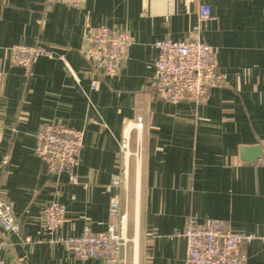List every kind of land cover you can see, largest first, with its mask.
I'll list each match as a JSON object with an SVG mask.
<instances>
[{"label":"crops","instance_id":"crops-1","mask_svg":"<svg viewBox=\"0 0 264 264\" xmlns=\"http://www.w3.org/2000/svg\"><path fill=\"white\" fill-rule=\"evenodd\" d=\"M202 5L211 18L199 25ZM101 25L132 43L118 75L101 76L93 91L81 51L86 28ZM196 32L226 82L198 105L163 101L153 86V43L189 41ZM18 44L54 57L39 58L27 72L9 61L8 49ZM0 76V198L19 227L16 234L0 229L5 263L104 264L24 239L42 236L40 214L51 202L66 210L57 236H79L85 225L106 231L115 193L107 187L122 168L119 142L127 134L140 158L127 159L129 177L119 191L124 264H186L179 234L189 221L255 235L243 247L246 264H264V0H85L78 8L0 0ZM45 125L83 131L76 185L36 156L35 134ZM254 146L258 159L242 160L241 149Z\"/></svg>","mask_w":264,"mask_h":264},{"label":"built area","instance_id":"built-area-1","mask_svg":"<svg viewBox=\"0 0 264 264\" xmlns=\"http://www.w3.org/2000/svg\"><path fill=\"white\" fill-rule=\"evenodd\" d=\"M69 7L78 8L85 0H58ZM211 18V9L202 5L198 13L199 25ZM85 48L81 51L90 66V88H99L101 76L116 77L122 62L128 56L132 43L130 37L101 25L87 27L84 34ZM156 51L154 61L153 86L163 101L178 104L190 101L201 104L210 89L223 86L224 74L218 71L214 50L204 43L200 33L196 32L189 41L162 39L153 43ZM11 64L29 72L34 63L41 57L52 59L54 53L41 46L12 45L9 49ZM61 60L63 58L61 57ZM2 78L0 76V93ZM136 130L142 128V120L137 119ZM1 129V124H0ZM84 133L54 125L40 127L35 134V154L44 162L51 174H66L72 184L78 179L74 173L83 147ZM130 153V137L124 135L119 142V157L122 168L112 177L108 192L115 193L108 205L109 223L105 232L93 233L85 225L79 236L62 237L55 233L65 222V207L58 202L46 205L40 214L39 225L42 236L33 240L24 239V243L45 242L52 246L65 247L74 258L81 262L99 259L104 264H124V251L127 239L124 237L126 214L121 212L119 191L127 181L128 166L126 161ZM134 156L140 158L137 147ZM261 163H264L260 159ZM0 229L5 234H16L19 230L11 205L0 198ZM186 242V264H246L247 257L243 251L257 237L243 235L222 229L213 222L198 225L189 221L179 234ZM264 239V237H262ZM4 242L0 241V254ZM0 264H7L0 256Z\"/></svg>","mask_w":264,"mask_h":264},{"label":"water","instance_id":"water-1","mask_svg":"<svg viewBox=\"0 0 264 264\" xmlns=\"http://www.w3.org/2000/svg\"><path fill=\"white\" fill-rule=\"evenodd\" d=\"M260 155L261 149L258 146L241 149V159L249 163L257 160Z\"/></svg>","mask_w":264,"mask_h":264},{"label":"rangeland","instance_id":"rangeland-1","mask_svg":"<svg viewBox=\"0 0 264 264\" xmlns=\"http://www.w3.org/2000/svg\"><path fill=\"white\" fill-rule=\"evenodd\" d=\"M134 152H135V151L132 152V151H131V148H130V153H131V155H132V158L134 157L135 160H138V159H136V157L134 156ZM131 155H130V156H131ZM130 156H129V157H130ZM129 157H128V158H129ZM128 177H129V171H128ZM128 177H127V178H128Z\"/></svg>","mask_w":264,"mask_h":264}]
</instances>
